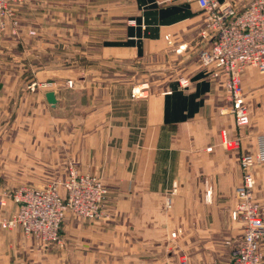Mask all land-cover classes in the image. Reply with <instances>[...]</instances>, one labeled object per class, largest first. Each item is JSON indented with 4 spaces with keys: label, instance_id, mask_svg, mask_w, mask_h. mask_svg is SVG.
I'll return each instance as SVG.
<instances>
[{
    "label": "crops",
    "instance_id": "crops-1",
    "mask_svg": "<svg viewBox=\"0 0 264 264\" xmlns=\"http://www.w3.org/2000/svg\"><path fill=\"white\" fill-rule=\"evenodd\" d=\"M217 1L238 9L248 2ZM21 19L20 40L2 46L0 115L21 116L27 131L29 116L37 115L38 160H45L51 132L56 158L102 181L106 218L67 214L60 226L64 250L39 249L20 228L0 231V264H179L185 242L235 240L238 233L240 239L241 224L232 218L241 183L238 160L264 134V74L248 67L241 76L249 124L237 129L220 82L197 60L203 25L197 5L25 0ZM40 50L53 60L43 62ZM163 62L171 70L165 88L133 82L137 65L158 70ZM47 92L55 95L54 107ZM31 98L37 107L29 106ZM225 137H240V149L224 150ZM22 146H29L28 138ZM251 171L253 197L264 211V164ZM21 185L0 171V217L16 210L3 192ZM261 251L264 256V240Z\"/></svg>",
    "mask_w": 264,
    "mask_h": 264
},
{
    "label": "built area",
    "instance_id": "built-area-1",
    "mask_svg": "<svg viewBox=\"0 0 264 264\" xmlns=\"http://www.w3.org/2000/svg\"><path fill=\"white\" fill-rule=\"evenodd\" d=\"M194 2L203 15L199 32L197 60L202 68L211 69L210 77L220 82L228 112L237 129L248 126L247 108L241 76L246 68L264 74V0H248L238 9L232 2L187 0ZM25 0H0V30L16 34V9ZM29 35H35L33 31ZM66 85L71 88L72 82ZM220 146L237 152L241 138H222ZM264 164V134L255 138L254 148L238 160L241 183L235 189L236 204L232 218L241 224L242 234L226 264H264L261 244L264 240V211L252 193V169ZM73 162H67L63 177L41 185H21L3 192L2 198L16 205L9 218L0 217V231L20 228L26 238L42 250L65 249L60 226L67 214L92 221L106 218L107 190L102 181L90 174H79ZM166 208L171 206L166 200ZM177 232L171 234L176 237ZM179 264H189L182 258ZM209 264H218L211 262Z\"/></svg>",
    "mask_w": 264,
    "mask_h": 264
},
{
    "label": "rangeland",
    "instance_id": "rangeland-1",
    "mask_svg": "<svg viewBox=\"0 0 264 264\" xmlns=\"http://www.w3.org/2000/svg\"><path fill=\"white\" fill-rule=\"evenodd\" d=\"M22 8L23 4L19 6L15 12L14 20L17 22L16 34L13 35L10 32L12 29L10 25L8 30H0V57H5V51L2 46H5V43L8 40L11 38L20 40L21 38L20 30L23 23L21 19ZM31 31L34 32V30H29L28 35ZM32 53H34V57L37 56L36 50L31 51L30 54L32 55ZM41 57L45 60L43 62L46 63H50L53 60V55L51 54L46 53V55L43 56V53L41 52ZM3 63L4 62L1 64ZM135 71L136 75L133 82L141 83L142 85L145 84L153 90L165 88L167 81L171 76V70L168 69V65H166V63L164 64V62L158 67V70L150 68L149 64H142L137 65ZM32 87L33 86H31V88ZM30 92L33 93V90L31 89ZM29 106L31 108L37 107L36 98H31L29 100ZM29 117L31 123L30 130L27 131V127H24L22 130L21 116L18 115L12 117L10 115H0V171L11 172L15 186L19 184L37 186L41 184H48L59 177H63L66 171L65 161L60 160V155L57 156L58 161H56L57 158L54 156V141L53 134L51 132H48L47 135L45 160L41 161L42 158H40V161L38 160V135L37 130L34 129L37 122V115L33 114ZM12 120L15 121L13 129L11 125ZM23 138L29 139L28 147L22 146ZM15 142L18 146H12ZM22 154L26 155V158H28L29 161H23L21 158ZM237 231L240 232L242 229L240 230L239 227H237ZM238 234V236H240V233ZM238 236L235 240L232 237L224 238V236H211L206 239H199V241L196 242H185V260L189 264H209L214 261L218 264H226L229 260V255H231L238 244Z\"/></svg>",
    "mask_w": 264,
    "mask_h": 264
},
{
    "label": "water",
    "instance_id": "water-1",
    "mask_svg": "<svg viewBox=\"0 0 264 264\" xmlns=\"http://www.w3.org/2000/svg\"><path fill=\"white\" fill-rule=\"evenodd\" d=\"M45 100L48 105L51 107H54L56 105V98L53 92H47L45 93Z\"/></svg>",
    "mask_w": 264,
    "mask_h": 264
}]
</instances>
